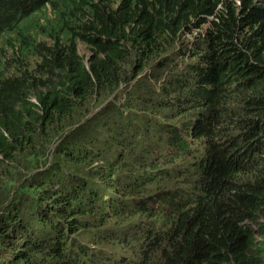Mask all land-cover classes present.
Instances as JSON below:
<instances>
[{
  "label": "trees",
  "instance_id": "1",
  "mask_svg": "<svg viewBox=\"0 0 264 264\" xmlns=\"http://www.w3.org/2000/svg\"><path fill=\"white\" fill-rule=\"evenodd\" d=\"M0 41V264H264V0H0Z\"/></svg>",
  "mask_w": 264,
  "mask_h": 264
},
{
  "label": "rangeland",
  "instance_id": "2",
  "mask_svg": "<svg viewBox=\"0 0 264 264\" xmlns=\"http://www.w3.org/2000/svg\"><path fill=\"white\" fill-rule=\"evenodd\" d=\"M43 11H46L47 13H46V16H49V13H48V9L47 8H45V10H43ZM5 47L2 45V43H1V41H0V57H2V53H3V51H5ZM77 49H78V53L79 54H81V55H83V56H86V55H88V50L86 49V47L83 45V44H81V43H79L78 44V47H77ZM94 165H96V163L94 164ZM11 182V181H10ZM3 185V182H1V185H0V187ZM103 196H104V194H103ZM139 196H141V195H135V196H130V197H127V198H125V199H123V206H125V207H132L131 205H130V203L131 202H135V200H137L138 198H139ZM101 197H102V195H101ZM128 198H130V199H128ZM118 206V209H119V205H117ZM135 219H132L131 221H134ZM130 221V222H131ZM249 223H251V221H249ZM126 227V231H131V230H133L134 228H135V226H134V224H129L128 226H127V224L125 225ZM254 227H256L255 226V224L253 225ZM89 229H93L94 230V232L95 233H97V232H100V231H102V229L103 230H106V227L104 226H102L101 224H99V223H92V224H89V227H85L84 228V232L83 233H81L80 235H78V234H74V236L76 237H81V238H83V236L85 235V234H90L91 235V231H88ZM110 230H106V232L108 233ZM130 237V236H129ZM84 241H86V242H89V243H91V238H90V240L89 239H83ZM128 248V247H127Z\"/></svg>",
  "mask_w": 264,
  "mask_h": 264
},
{
  "label": "clouds",
  "instance_id": "3",
  "mask_svg": "<svg viewBox=\"0 0 264 264\" xmlns=\"http://www.w3.org/2000/svg\"><path fill=\"white\" fill-rule=\"evenodd\" d=\"M139 198H140V197H139ZM139 198H138V199H139ZM138 199H137V200H135V201H138ZM129 258H130V257H129ZM122 264H123V263H122Z\"/></svg>",
  "mask_w": 264,
  "mask_h": 264
}]
</instances>
